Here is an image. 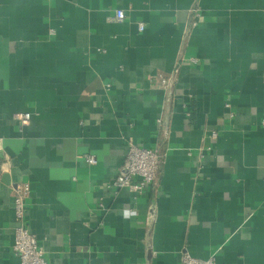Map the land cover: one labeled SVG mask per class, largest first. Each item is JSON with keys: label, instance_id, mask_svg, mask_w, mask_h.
Listing matches in <instances>:
<instances>
[{"label": "crops", "instance_id": "0c3cea01", "mask_svg": "<svg viewBox=\"0 0 264 264\" xmlns=\"http://www.w3.org/2000/svg\"><path fill=\"white\" fill-rule=\"evenodd\" d=\"M130 141L163 155L140 195ZM22 183L48 264H264V0H0V264Z\"/></svg>", "mask_w": 264, "mask_h": 264}, {"label": "built area", "instance_id": "2783aa9c", "mask_svg": "<svg viewBox=\"0 0 264 264\" xmlns=\"http://www.w3.org/2000/svg\"><path fill=\"white\" fill-rule=\"evenodd\" d=\"M193 10L194 15L197 16L199 9L196 7ZM115 17L119 20L123 19L125 17L124 11L117 9ZM192 23H196L195 19ZM138 28L143 30V23H138ZM159 78L164 89L166 91L170 90L173 77L171 75H161ZM16 119L21 125L27 124L31 119V113L28 111L19 112L16 114ZM213 134L215 135V133ZM86 159L90 164L96 163V157L92 154L88 155ZM162 162L163 155L158 151L157 147L139 145L130 141L124 161L114 179L108 183V186L114 189L128 188L136 195L143 194L155 184ZM29 191L28 183L17 184L15 187L14 213L17 223L14 228L12 250L18 257L17 264H48L44 250L39 244L36 235L25 224V207ZM149 209L151 210V208ZM180 263L216 264V261L213 255L207 258H198L184 250L180 257Z\"/></svg>", "mask_w": 264, "mask_h": 264}]
</instances>
